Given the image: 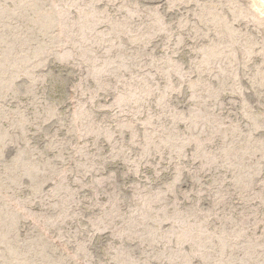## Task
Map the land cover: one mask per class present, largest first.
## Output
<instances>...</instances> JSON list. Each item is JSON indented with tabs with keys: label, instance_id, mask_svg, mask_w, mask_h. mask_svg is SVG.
<instances>
[{
	"label": "rangeland",
	"instance_id": "1",
	"mask_svg": "<svg viewBox=\"0 0 264 264\" xmlns=\"http://www.w3.org/2000/svg\"><path fill=\"white\" fill-rule=\"evenodd\" d=\"M0 264H264V0H0Z\"/></svg>",
	"mask_w": 264,
	"mask_h": 264
}]
</instances>
